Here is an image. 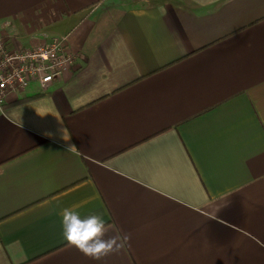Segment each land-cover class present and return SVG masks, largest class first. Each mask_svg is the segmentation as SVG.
Wrapping results in <instances>:
<instances>
[{
    "label": "crops",
    "instance_id": "0c3cea01",
    "mask_svg": "<svg viewBox=\"0 0 264 264\" xmlns=\"http://www.w3.org/2000/svg\"><path fill=\"white\" fill-rule=\"evenodd\" d=\"M0 32L75 56L0 111V264H264V0H0ZM74 205L123 249L69 247Z\"/></svg>",
    "mask_w": 264,
    "mask_h": 264
},
{
    "label": "built area",
    "instance_id": "2783aa9c",
    "mask_svg": "<svg viewBox=\"0 0 264 264\" xmlns=\"http://www.w3.org/2000/svg\"><path fill=\"white\" fill-rule=\"evenodd\" d=\"M74 61L67 36L17 49L11 47L9 37L0 32V111L9 94L23 92L33 83L46 91L72 68Z\"/></svg>",
    "mask_w": 264,
    "mask_h": 264
},
{
    "label": "clouds",
    "instance_id": "9594fccd",
    "mask_svg": "<svg viewBox=\"0 0 264 264\" xmlns=\"http://www.w3.org/2000/svg\"><path fill=\"white\" fill-rule=\"evenodd\" d=\"M201 7L211 3V0H196ZM70 139V137L68 138ZM68 151H77L74 145ZM79 205L65 207L61 210L62 235L69 247H74L82 255L95 261L118 254L129 239L127 235L108 236L109 228L102 215L97 213L81 216L77 211Z\"/></svg>",
    "mask_w": 264,
    "mask_h": 264
}]
</instances>
